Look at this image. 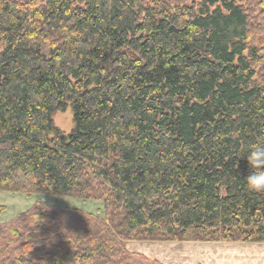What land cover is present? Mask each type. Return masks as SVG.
<instances>
[{
	"label": "trees",
	"instance_id": "16d2710c",
	"mask_svg": "<svg viewBox=\"0 0 264 264\" xmlns=\"http://www.w3.org/2000/svg\"><path fill=\"white\" fill-rule=\"evenodd\" d=\"M71 109L68 132L55 116ZM264 0H0V264H162L131 241L264 243ZM100 201L91 212L41 196Z\"/></svg>",
	"mask_w": 264,
	"mask_h": 264
},
{
	"label": "rangeland",
	"instance_id": "374dc122",
	"mask_svg": "<svg viewBox=\"0 0 264 264\" xmlns=\"http://www.w3.org/2000/svg\"><path fill=\"white\" fill-rule=\"evenodd\" d=\"M56 124L70 131L74 126L71 109L55 116ZM38 195L28 196L22 192L0 191V222L12 220L19 213L32 207ZM51 204L78 206L96 212L100 201H83L67 197L41 196ZM253 242H192V241H131L132 251L151 253L161 257L169 264H264V245ZM159 245V247H158ZM157 247V248H156ZM164 264L163 260H159Z\"/></svg>",
	"mask_w": 264,
	"mask_h": 264
},
{
	"label": "clouds",
	"instance_id": "9594fccd",
	"mask_svg": "<svg viewBox=\"0 0 264 264\" xmlns=\"http://www.w3.org/2000/svg\"><path fill=\"white\" fill-rule=\"evenodd\" d=\"M245 156L253 170L245 179L247 188L254 192H264V144L252 146Z\"/></svg>",
	"mask_w": 264,
	"mask_h": 264
},
{
	"label": "crops",
	"instance_id": "0c3cea01",
	"mask_svg": "<svg viewBox=\"0 0 264 264\" xmlns=\"http://www.w3.org/2000/svg\"><path fill=\"white\" fill-rule=\"evenodd\" d=\"M260 245H264V243H261ZM158 247H159V245H158ZM157 248V247H156ZM146 255L147 256H149V257H151V258H154V259H157V260H163L164 261V264H169L167 261H165L163 258H161V257H156V256H154L153 255V252H152V255H151V253H146ZM187 264H189V261H187Z\"/></svg>",
	"mask_w": 264,
	"mask_h": 264
}]
</instances>
